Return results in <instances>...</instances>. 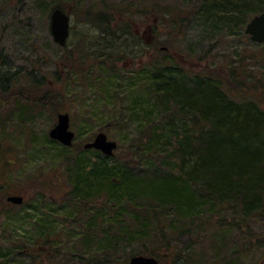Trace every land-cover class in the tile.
I'll return each instance as SVG.
<instances>
[{
    "label": "rangeland",
    "instance_id": "obj_1",
    "mask_svg": "<svg viewBox=\"0 0 264 264\" xmlns=\"http://www.w3.org/2000/svg\"><path fill=\"white\" fill-rule=\"evenodd\" d=\"M204 1L0 0V74L14 75L0 88V250L25 244L15 264H30L31 258V264H127L131 252L140 247L112 243L105 250L83 245L82 227L62 200L69 190L65 165L40 147L58 112L69 113L77 146L103 131L117 142L112 158L143 169L161 165L159 157L143 148L151 124L161 117L152 111L151 88L139 71L165 49L185 70H215L228 80L231 97L254 99L264 109V42L253 41L240 30L232 33L222 28V22L215 27V8L206 12L207 19L201 10L189 17L179 34L177 27H170L171 17H159L165 6L172 8V17L187 16ZM131 4L136 11L130 12L132 7L122 15L116 11ZM57 5L69 14L63 46L50 30V14ZM100 11L114 15L115 27L129 24L136 37L111 43L96 39L100 31L94 15ZM30 71L37 83L26 78ZM37 193L43 194V201L34 199ZM9 195H21L23 201L8 202ZM40 213L51 220L55 247L34 243L41 229L34 219ZM227 216L209 219L205 226L196 224L178 236L175 251L193 240L190 254L195 256L183 264H264V210L242 221ZM159 253L160 264H173L174 251Z\"/></svg>",
    "mask_w": 264,
    "mask_h": 264
},
{
    "label": "trees",
    "instance_id": "obj_2",
    "mask_svg": "<svg viewBox=\"0 0 264 264\" xmlns=\"http://www.w3.org/2000/svg\"><path fill=\"white\" fill-rule=\"evenodd\" d=\"M205 1L179 18L172 17V8L165 6L159 17H171L170 27H177L179 34L189 17L201 10L203 19H207L206 12L215 8V27L222 22V28L232 33H245L248 19L264 11V0ZM134 7L131 4L116 11L122 15L136 11ZM94 16L100 31L96 39L111 43L136 37L129 24L115 27L114 15L109 12ZM159 53L162 55L151 59L139 72L146 75L151 88L152 111L161 117L159 123L151 124V135L143 148L159 157L161 165L143 169L126 159H114L75 143L67 147L49 137L40 147L65 165L69 190L62 200L72 211L68 214L74 213L75 223L82 227L83 245L96 244L110 250L112 243H136L140 247L129 257L144 254L157 258L159 252L174 251L173 264H183L195 256L190 254L193 240L176 251L172 247L180 244L176 239L190 227L205 226L207 220L217 216L226 217L225 211L231 213L228 218L242 221L264 210V109L254 99L231 97L228 80L221 79L215 70H185L168 49ZM10 74H0V88L12 80ZM25 75L31 82H38L33 72ZM34 199L43 201V194H35ZM37 218L41 229L34 243L55 247L51 220L43 213L34 220ZM26 248L23 244L0 250V264H15L14 258Z\"/></svg>",
    "mask_w": 264,
    "mask_h": 264
},
{
    "label": "water",
    "instance_id": "obj_3",
    "mask_svg": "<svg viewBox=\"0 0 264 264\" xmlns=\"http://www.w3.org/2000/svg\"><path fill=\"white\" fill-rule=\"evenodd\" d=\"M50 30L55 42L63 46L69 33V14L67 11L55 7L50 14ZM245 33L256 42H264V11L253 16L245 26ZM49 137L65 146H71L75 139V132L70 128V115L68 112H58L56 124L49 130ZM85 149L93 148L107 156L113 155L117 147L115 140L109 139L107 134L99 131L91 141L82 146ZM7 201L20 204L21 195H9ZM128 264H160L154 256L135 254L128 258ZM261 264V263H260Z\"/></svg>",
    "mask_w": 264,
    "mask_h": 264
},
{
    "label": "bare ground",
    "instance_id": "obj_4",
    "mask_svg": "<svg viewBox=\"0 0 264 264\" xmlns=\"http://www.w3.org/2000/svg\"><path fill=\"white\" fill-rule=\"evenodd\" d=\"M247 23H248V22H247ZM247 23H246V24H247ZM244 31H245V28H244Z\"/></svg>",
    "mask_w": 264,
    "mask_h": 264
},
{
    "label": "flooded vegetation",
    "instance_id": "obj_5",
    "mask_svg": "<svg viewBox=\"0 0 264 264\" xmlns=\"http://www.w3.org/2000/svg\"><path fill=\"white\" fill-rule=\"evenodd\" d=\"M6 200H7V198H6ZM9 202V201H8Z\"/></svg>",
    "mask_w": 264,
    "mask_h": 264
}]
</instances>
